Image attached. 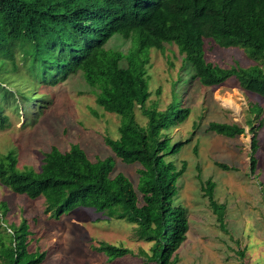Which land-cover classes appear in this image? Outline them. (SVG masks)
<instances>
[{"label":"trees","instance_id":"1","mask_svg":"<svg viewBox=\"0 0 264 264\" xmlns=\"http://www.w3.org/2000/svg\"><path fill=\"white\" fill-rule=\"evenodd\" d=\"M19 25L28 35L21 49H16L6 42L5 30L11 32ZM117 36L130 42L127 53L108 48ZM206 41L222 49H242L254 64L248 68L213 64L206 59ZM165 44L178 48L187 74L173 82L171 103L161 112L157 106H147L152 96L148 74L151 50H162ZM21 69L31 81L47 86L82 73L96 95V104L121 118L119 138L106 137L105 143L123 164L141 166L140 179L136 188L125 174L113 176V157L93 162L79 145H72L66 152L52 147L40 170L18 171L13 160L8 175L0 176L5 188L30 200L44 199V214L55 221L79 208L124 220L135 226L140 239L152 243L150 253L141 251L148 263L178 264L188 214L175 200L188 165L184 161L179 168L172 158L190 139L173 143L168 132L191 115L183 101L193 82L213 88L234 80L242 90L264 98V0H0V76L18 75ZM161 93L158 89L157 94ZM14 95L0 86L1 128L11 124L3 114L17 106L8 103ZM29 99L19 98L16 110L25 111ZM137 108L147 118L146 126L137 121ZM251 112L259 119L262 109L253 107ZM263 125L247 121L253 135V175L258 167V131ZM208 131L228 139L245 134V128L236 123L213 122ZM215 164L224 171H236L227 164ZM202 184L222 226L226 205L215 200L217 185L211 179ZM2 206L7 214V205ZM10 230L8 244L0 236V264L46 261V252L29 251L32 232L27 219ZM98 250L110 261L133 255L129 249L108 243H101Z\"/></svg>","mask_w":264,"mask_h":264},{"label":"rangeland","instance_id":"2","mask_svg":"<svg viewBox=\"0 0 264 264\" xmlns=\"http://www.w3.org/2000/svg\"><path fill=\"white\" fill-rule=\"evenodd\" d=\"M5 32L6 42L21 49L28 35L23 25ZM130 46L129 41L117 36L108 48L127 53ZM150 59L152 96L147 106H157L158 111L164 112L172 100L173 82L187 74L184 57L175 45L165 44L162 50H151ZM206 59L224 68L237 64L248 68L254 64L244 50L222 49L210 41H206ZM20 60L18 52L17 61ZM0 86L14 92V97L8 99L11 106H19L22 96L32 98L25 102V111L16 110L17 106L5 109L3 116L9 117L11 124L0 127V176L8 175L13 160L18 171L40 170L44 155L52 147L66 152L72 145H79L93 162L113 157V176L123 173L137 188L141 166L123 164L105 143L106 137L119 138L121 118L96 104V95L82 73L56 86H47L31 81L21 69L18 75L2 74ZM158 89L162 90L161 95L157 94ZM38 95L41 97L36 98ZM183 106L192 110L191 115L168 132L173 143L190 139L172 158L179 168L184 161L188 165L175 200V205L186 208L188 214L186 239L177 252L178 264H264V125L258 131L260 149L254 175L250 170L253 135L247 126L248 120L256 126L260 121L264 124V98L242 90L234 80L213 88L193 82L184 95ZM253 107L262 109L259 119L251 112ZM136 118L146 126L147 118L140 108L136 109ZM213 122L236 123L245 128V134L235 139L219 136L208 131ZM216 162L235 167L236 171H224ZM208 179L217 185L215 200L226 205L222 226L202 184ZM44 208V199L30 200L14 194L0 180L3 242L8 244L12 225L17 227L27 219L32 232L29 251L46 252L43 264H150L141 251L150 253L152 243L140 239L134 225L86 208L66 213L55 221L44 214ZM101 243L129 249L133 255L110 261L98 250ZM241 252L245 253L244 258L240 257Z\"/></svg>","mask_w":264,"mask_h":264}]
</instances>
